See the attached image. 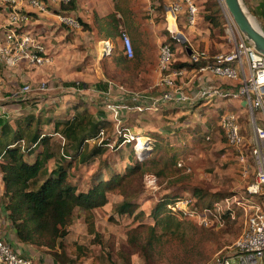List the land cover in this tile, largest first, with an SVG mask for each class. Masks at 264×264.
<instances>
[{"label":"rangeland","instance_id":"rangeland-1","mask_svg":"<svg viewBox=\"0 0 264 264\" xmlns=\"http://www.w3.org/2000/svg\"><path fill=\"white\" fill-rule=\"evenodd\" d=\"M91 1L104 2L105 0ZM159 1V7L163 9L164 1ZM197 1L200 5L198 22L205 29L208 21L204 19V15L220 16L221 25L214 24L203 36L191 40L196 49L206 52V61H211L217 55L229 53L232 44L227 38L226 21L218 1ZM206 1H208V12L205 10ZM127 2L128 0H122V8L128 6ZM243 2L255 17L252 16V19L264 30V16L256 12L255 2L253 0H243ZM49 9L50 12L55 11L56 13L63 11L62 8L53 5H50ZM216 9H219L220 12L217 13L216 11L215 13ZM75 10H67L66 12L78 18L79 16ZM30 16L31 22L33 21L37 27L43 24L52 27L51 34L46 31L42 33V35L44 34L43 43L49 51L52 61L44 65L39 72L53 67L55 74L53 77H48L49 72L46 73L45 71L42 76L40 74V79L29 80L27 71H30L31 68L25 67L28 64L27 62L23 61L18 65L10 66L4 59L0 58V105H5L6 109L11 110L9 113H11V117L13 116L14 121H16L19 112H22L25 116L34 111L32 105L37 103V95L42 96V100L54 101L62 94H66L68 95L67 99L83 101L89 106L90 110L97 111V109H100V105L102 106L101 101L112 102L117 97V92L101 96V94L93 91L94 86L98 84L108 85L105 79L117 81V78H120L122 80L120 65L125 59L130 61V66L136 65L134 68L138 66L137 62H134L135 51L133 57L125 55L117 40L112 39L111 50L102 55L97 49L95 38L86 33L87 31L83 30L82 27H69L60 23L57 18L50 14L46 16L43 13L31 12ZM162 19H165L164 15ZM1 29L4 28H0V34L2 33ZM122 30L127 32L124 27H122ZM166 31L170 36L171 32ZM168 41L173 44L176 59L174 63H182L185 59H188L184 48L185 44H189L188 41H172L171 38H168ZM101 47L103 49V45ZM156 47V44H153L148 48V55L152 59L147 61L151 64L149 69L146 70L147 72L154 73L155 62L153 58L154 54L156 55ZM36 68L32 66V71H36ZM42 83L46 84V90L40 89ZM25 85H30L32 90L27 93H19ZM154 91L158 93V87L155 86ZM234 99L236 100V98ZM21 103H23L22 108ZM221 103L222 107L215 110L216 117L214 118L210 115V109L217 105L214 102V106H203L207 108L199 109L198 107L203 103L189 107L166 104L160 112H147L143 115L128 113L123 118L122 125L125 127L132 128V131L137 127V130L133 131L135 135L143 138L148 132H155L162 139L164 145L161 150L155 152L148 148V143L143 144L138 151L128 146L123 150V161L116 165L115 169L122 172L129 159L137 162L139 158L142 159L141 155L143 154L149 160L154 158L153 162L150 161L148 166L144 168V173H161L159 177L161 188L155 196L149 195L144 190L143 176L141 177L138 174L128 181L121 190L109 193L111 203L105 209L94 211L96 224L99 220L98 228L102 235L100 243L94 244V236L79 232L80 239L74 242L86 249L85 258L82 259L81 264L91 261L96 262L100 258L106 262L96 264H215L219 258L230 259L235 257L234 245L242 234L245 224L244 215L239 209H234V214L229 220L228 218L223 219L220 223H214L210 228L201 227L192 221H182L178 228L172 227L173 231L170 233H163L162 229L158 228L155 234H151L149 229L154 224L150 220L149 214L156 200L164 194L179 189L181 186L198 187L203 190L208 195L200 203V206L204 209L208 202H215L213 196L219 194L226 197L245 195L247 187L254 182L255 171L251 159L249 173L245 177L234 150L228 146L220 130L221 118L228 111L237 113L246 140V149L250 151L254 143L250 112L247 107L232 106L228 100ZM29 104L31 106H28ZM23 108L24 110H21ZM31 125L32 130L28 132V136L35 134L40 127L38 121H33ZM209 130L211 140L206 141L202 136L208 133ZM24 132L27 133L26 130ZM114 132L115 127L111 125L108 136L114 137ZM48 133L46 132V134ZM178 136L184 137L180 138L178 142ZM115 140L117 141L116 138ZM142 140L144 142L145 139ZM56 144L61 147L60 140ZM52 148L54 149V146ZM55 150H60V148ZM110 153L111 148H109L108 154ZM107 155L96 161L91 168V172L97 169L99 161L104 160ZM117 155L118 153L115 152L114 159ZM174 156L177 157L178 163H183V168H178L175 163H171V160L168 161ZM116 162H118L117 159ZM83 175L86 176V174ZM79 176H82V174L80 173ZM134 196L137 198H135L136 202L140 204V209L131 217L121 218L118 216L114 210L116 205ZM203 209L199 208V211L202 212ZM140 211H144L145 215L136 218V214ZM78 214L77 212L75 216H78ZM175 217L181 221L177 216ZM140 225H144L146 228H140ZM149 239H154L156 242L150 257L145 258L138 251L140 246L138 247L136 244H143ZM121 250L122 260L119 256ZM234 263L236 264V261Z\"/></svg>","mask_w":264,"mask_h":264},{"label":"built area","instance_id":"built-area-1","mask_svg":"<svg viewBox=\"0 0 264 264\" xmlns=\"http://www.w3.org/2000/svg\"><path fill=\"white\" fill-rule=\"evenodd\" d=\"M166 1L163 3V9H167L166 21L169 30L182 14L186 15L190 25L197 23L200 14V5L197 0ZM217 1L226 21L228 41L232 44L230 52L217 55L213 62L203 64L202 61L206 57L205 51L196 49L187 38L186 41L190 45L185 44L184 48L185 51H187V46L192 48L189 60L200 64L197 66L198 71L209 72L235 84L205 83L196 87L192 92H187L182 81L185 69L172 67V62L175 61L173 44L164 42L160 45L158 59V86H160L161 92L151 96L130 92L126 88L118 86L120 95L112 102L107 103L106 106L114 116V137L117 140L122 139L123 147L131 145L138 151L145 143H148V148L152 150L153 141L146 138L143 142V138L135 135L131 128L122 125V110L152 112L162 109L166 104L189 107L205 100L244 98L251 115L254 134L251 150L246 149V140L237 113L228 111L220 120V130L228 146L236 153L243 176L246 177L249 173L250 159L253 163L255 180L247 187L245 195L226 197L215 202L211 210H202V212L199 211L194 200L186 196L169 203L167 209L181 221H192L205 228L212 227L216 222L220 223L223 220V215L228 211H231L233 215L234 209H239L244 215L245 224L242 234L234 245L236 255L230 259L219 258L215 264H235L234 261L236 264H264V55L247 41L230 13L225 0ZM71 2L72 0H0V6L8 10L5 38L0 42V58L10 66L23 61L35 67L51 63L52 57L43 41L33 32L24 30V28L31 22V12L41 14L48 12L50 5L62 8ZM56 16L62 24L72 28H81L78 18L65 10L56 13ZM173 37L180 41L177 35ZM120 39L125 54L133 57L134 47L130 35L121 30ZM103 44L105 53L111 50L112 46L109 40H104ZM40 89L46 90V84L42 83ZM31 90L30 85H25L19 93H27ZM126 93H131L135 99V105L132 107L122 101L125 100L122 94L125 96ZM0 115L1 118L8 119L6 110H1ZM106 138V129H101L91 143L101 144ZM206 139L209 141L211 137L208 136ZM22 145L24 146L23 142ZM114 145L115 142H112L109 147L113 148ZM178 167L183 168V163L179 162ZM143 185L145 192L151 196H155L161 188L159 177L152 172L144 174ZM3 189V174L0 170V264H35L31 257L22 254L6 239L5 232L9 222L1 204Z\"/></svg>","mask_w":264,"mask_h":264},{"label":"trees","instance_id":"trees-1","mask_svg":"<svg viewBox=\"0 0 264 264\" xmlns=\"http://www.w3.org/2000/svg\"><path fill=\"white\" fill-rule=\"evenodd\" d=\"M207 2L205 4L206 12L209 10ZM262 7L264 9V3H262ZM62 9L65 11L75 10V0H72L69 6L64 5ZM216 11L217 13L220 12L219 9H216L215 13ZM254 14L257 15L255 12ZM122 15L126 24L132 25L134 23L132 17L125 18L124 8H122ZM261 15L264 16V10ZM204 19L211 26H214V24L221 25L219 15L216 17L204 15ZM78 20L83 30H90L88 23L79 17ZM95 24L99 28L103 37L102 39H115L121 32L119 19L115 13L108 15L98 23L95 22ZM170 38L172 41L176 40L172 36ZM174 62H172V67L177 69L187 66H200L199 63L193 62H182L178 64ZM202 62L206 64L213 62V60H204ZM96 86L99 89L106 88V84H98ZM71 108L75 109L74 116L67 121L62 130L63 138L65 139V145L62 148L68 156L65 158L64 163L55 167L51 172L45 169V165L54 157V149L50 146V137H41L39 130L31 136H28V132L25 133L23 132L24 130H19L11 141H4V143L0 144V149L4 152L3 155H0L2 156L0 170L3 174L4 187L1 204L10 226L15 230L19 242L23 244L45 247L50 251H54L58 247L62 250V253L58 254L54 252L53 254L61 263L65 262L62 260L65 257L63 241L70 234V226L72 225L75 214L77 212L84 214L87 233L90 236H94V244H99L102 235L97 229L94 211L102 209L109 204V193L115 190H121L128 181L138 174L141 177L144 176V168L148 166L150 161L153 162L154 159L149 160L143 154L141 155L142 159L139 158L137 162H134V160L130 161L129 159L128 164L122 172L115 169V166L119 165L124 159L122 155L123 150L131 145L123 147L122 139L116 141L114 137H107L101 144L91 143L98 136L101 129H106L109 123L108 120H104L103 118L98 119L92 116L87 104L83 101H78ZM3 129L9 131L10 127L5 124ZM27 136L29 137V141L25 149L19 145L11 147L14 144H18L23 137ZM146 136L153 141V152L161 150L164 143L158 134L148 132ZM112 142H115V145L111 148V153L105 160L100 162L97 171L91 177L88 187L81 190L77 185L72 184L70 182V169L73 161L77 159L82 164L95 163L99 158L108 153L109 145ZM39 144L44 149L39 154L38 159L34 163H31L28 158L36 153ZM115 152L118 155L114 159ZM116 159L118 162H116ZM176 159L177 157L174 156L168 161L171 160V163H175L178 167V159ZM154 174L158 177L161 176L159 172ZM186 196L195 200V205L201 209L203 208L200 206V203L208 197L203 190L191 186H181L177 190L160 196L149 214L150 220L154 223L153 226L149 227L151 234H155L158 228H161L163 233H170L173 231L172 227L178 228L181 225L182 221H179L169 212L167 205ZM135 198L136 196L127 198L116 205L114 209L116 214L121 218L133 216L140 209V204L136 202L137 198ZM212 198L217 202L226 198V196L219 194ZM215 202H208L203 210H211ZM231 213V211H228L222 218L224 220L228 218L229 220L232 216ZM144 215L145 212L140 211L135 217ZM140 228H146V226L140 225ZM155 242L154 239H149L143 244H136V246H140L138 251L145 258H149ZM85 251L86 249H82L79 253V260L85 258ZM119 256L122 260V250L119 252ZM67 262L66 264L73 263L68 260Z\"/></svg>","mask_w":264,"mask_h":264},{"label":"crops","instance_id":"crops-1","mask_svg":"<svg viewBox=\"0 0 264 264\" xmlns=\"http://www.w3.org/2000/svg\"><path fill=\"white\" fill-rule=\"evenodd\" d=\"M162 1L167 2L166 0H162ZM253 1L255 2V10L257 11L258 14L261 15V13L264 10L262 7V3H264V0H253ZM75 2H76L75 12L79 16V18L81 19L84 18L82 20L90 25V30H86L87 32L86 31L85 32L89 33L92 37L95 38V43H96L97 49H99L98 51L100 54L102 55L105 54L103 41L109 40L111 42L112 38L102 39L103 37L99 31V28L96 26L95 22L98 23L102 21L108 15L112 13H115L117 18L119 19L120 30H122V27H124L127 30V33H129V35L131 36V39L134 43L133 47H135L134 51L136 53L134 62H137L138 66L134 68L136 65L130 66L129 60L125 59L124 61H122V65H120V69L122 70V80L120 78H117V81L112 80V79L111 80L105 79L107 80L106 82L108 84L106 85L105 89H99L97 86H94L93 91H96L97 93L101 94V96L109 95V93L111 92H117L116 95L119 96L120 89L118 88V86L124 87L130 92H138V93H143V94H147L151 96L159 94L161 92L160 91L161 88L160 86H158V83H159L158 59H159L160 45L164 42H169L168 38H170L171 36L173 37L174 35H178V33L180 32L183 33L186 36V38L189 39V42L192 44V41H191L192 38H198L199 36H203V34L207 30H209L211 26L208 23L205 29V27L204 26L202 27L201 23L198 21H197L198 23H196L195 25H190L189 22L187 21L186 15L182 14L180 18L178 19V21L172 24L169 30L167 28L168 23L167 21H165L166 16L168 14L167 9L164 8L163 10L162 8L159 7L160 6L159 0H128L127 3L129 7L126 6L124 8L125 18L132 17L135 20L132 25H128L125 23L124 17L122 15V0H105L104 2L91 1V0H75ZM43 14H46V16L50 14L54 16L55 18H57L55 11L50 12L49 10L48 12H45ZM163 15L165 17L164 20L162 19ZM7 21H8V10L5 9L4 7H1L0 8V28H4V29H1L2 33L0 34V42H2L5 38L4 31H5V26L7 24ZM30 23L31 24L25 26L24 30L33 32L42 41L44 38L43 37L44 34L42 35L43 32L46 31L48 32V34H51L50 33L52 29L51 26L43 24L40 27H37V25H35L33 21ZM166 30H169V32H171L170 36ZM114 40H117V42L119 43V45H121L123 49V46L121 44L120 34ZM153 44H156L157 47H156V55L154 54V58H153L155 62L154 73L153 72L151 73V72H147L146 70L149 69L151 65L147 61L152 59V57H149L148 55V48L150 45H153ZM102 45H103V49L101 47ZM185 53L188 59H185L184 62H190L188 51H186ZM28 64L25 67L31 68L30 71H27V74H28L27 76L29 80L34 81V80L40 79L39 77L40 74L42 76V74L45 73V71L46 73L49 72L48 77L49 76L53 77V75L55 74L53 67L43 70V72H39L44 65L38 66L36 68L37 69L36 71H32L33 70L32 66ZM184 69H185V76L183 77L182 81L184 82V86L187 92H192L196 87H198L201 84L203 85L205 83H215L216 82V83H223V84H230V85L235 84L224 78L217 77L209 72H200L198 71L197 66L196 67L187 66V67H184ZM155 86L158 87L159 89L158 93L154 91ZM67 96L68 95L66 94H62L61 96L56 98L54 101H50L49 99L42 100L41 99L42 96L37 95V99H36L37 103L35 105H32L34 106V111L28 113V115H25V116L23 115L22 112H19L16 121H14L13 116L11 117V113H9L11 110L6 109L5 105H0V113H1V110H6L7 116H8V119L0 117V144L4 143V141H11L12 138L16 135V132H18L19 130L21 131L26 130L27 132H31L32 127H30V125L32 124L33 121H38V123H40V127H39L40 136L50 137V140H49L50 146L51 147L54 146L55 155L45 165V169L51 172L55 167L64 163V160L65 158H67L68 154L64 152L62 148L65 145V139L63 138L62 130L64 128V125L67 123V121L72 119L74 116L75 109L71 108L72 105L78 102V100H75V99H67L68 98ZM122 97L125 98V100H122L124 103H127L131 107L135 105V99L133 98V96H131V93H126L125 96H123L122 94ZM222 101L224 100H219V99L213 100V101L205 100V101H201L197 103L194 106H197L200 103H203V104H200L198 109L207 108L203 106H212V105L214 106L215 104H213V102L217 103V105H215L214 108L210 109L211 111L210 115L214 118L216 117L215 110L222 107V103H221ZM101 102H102V106L100 105V109H97V111H93L92 109L90 110L88 105L87 107L92 116H95L98 119L103 118L104 120H108V122L111 123L107 125L106 127V137H109L108 136L109 127L111 125L115 127V121L113 118L114 116L112 115L111 111L106 106L108 102L106 101H101ZM228 102H230L232 106H235V107L237 106L238 108L246 107L245 105L246 103L243 98H236V100L231 99V100H228ZM243 104L245 106H242ZM20 106L22 108L23 103H21ZM28 106H31V105L29 104ZM37 106H43V107L38 108ZM21 110H24V108ZM160 111L161 109L158 111H152L148 113L160 112ZM39 113H40V116H39ZM128 113H136V115L137 113H140V115H143V113H147V112H137L133 110L124 109L121 112L122 123H123V118L126 117ZM33 118L34 120H32ZM5 124L10 127L9 131H5L3 129ZM134 130H137V127ZM46 132H49V133L46 134ZM208 136H210V130L208 133H206L202 137L206 139ZM183 137L184 136H178L177 141L179 142L180 138H183ZM146 138H149V137L144 135L143 139H146ZM28 139H29L28 136L23 137V139L18 144H14V145L16 146L19 145L23 149H25L26 144H28V141H29ZM59 140L61 141V144H60L61 147L58 144H56ZM22 142L24 143V146L22 145ZM57 148L58 149L60 148V150L56 151L55 149ZM43 149L44 147L39 144L37 146L36 153L30 156L28 160L31 163H34L38 159V156L39 154H41ZM3 153L4 152L1 151L0 149V155H3ZM107 154L108 153H106V155ZM0 158H2V156H0ZM102 161H99L98 167H99L100 162ZM1 162H2V159H1ZM95 163L82 164L77 159L76 161H73L72 167L70 169V174H71L70 182L74 185H77L81 190L86 189L90 183L92 175L98 169L97 167V169L94 172H91V168L93 167ZM80 173L82 174V176H79ZM83 174H86V176H84ZM110 203L111 202H109V204ZM108 205H106L102 209H105ZM97 210H100V209H97ZM78 213H79L78 216H74L72 225L70 226L69 236L63 241V247H64L63 251L65 253V257L62 258V260H64L65 262L61 263L60 261L56 259V257L53 254L54 252H57L58 254L62 253V250H60L58 247L56 248V250L50 251L45 247L26 245V244L19 242V240L17 239L16 233H15V230L10 226V224L6 228V232H5L6 239L9 242H11V244L22 254H24L25 256L31 257L34 260L35 264H66L68 263L67 260L72 261L73 262L72 264H81L83 260L82 259L79 260L78 255L82 251V249H85V248L82 246L76 245L74 242L80 239V236H79L80 234H78V232L82 234H88V233H87L84 214L82 212H78ZM98 221L99 220H97L96 226L99 231ZM103 231L105 232V230ZM103 261L104 260L100 258V260L96 262L94 261L84 262L83 264H96V263H101Z\"/></svg>","mask_w":264,"mask_h":264},{"label":"water","instance_id":"water-1","mask_svg":"<svg viewBox=\"0 0 264 264\" xmlns=\"http://www.w3.org/2000/svg\"><path fill=\"white\" fill-rule=\"evenodd\" d=\"M225 3L247 41L264 55V30L254 25L250 18L251 13L243 0H225ZM177 37L181 41L186 42V36L184 34L178 33ZM187 51L191 54L192 48L187 46Z\"/></svg>","mask_w":264,"mask_h":264},{"label":"bare ground","instance_id":"bare-ground-1","mask_svg":"<svg viewBox=\"0 0 264 264\" xmlns=\"http://www.w3.org/2000/svg\"><path fill=\"white\" fill-rule=\"evenodd\" d=\"M252 16H253V15L250 14V18H251L252 22L254 23V25H256L258 28H261V27L257 24V22H256L255 20L252 19ZM253 17H254V16H253Z\"/></svg>","mask_w":264,"mask_h":264}]
</instances>
